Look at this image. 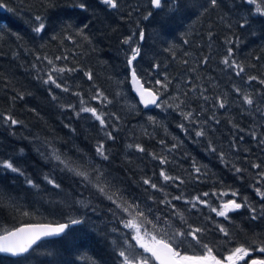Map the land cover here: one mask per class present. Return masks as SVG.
I'll return each mask as SVG.
<instances>
[{"label":"trees","instance_id":"obj_1","mask_svg":"<svg viewBox=\"0 0 264 264\" xmlns=\"http://www.w3.org/2000/svg\"><path fill=\"white\" fill-rule=\"evenodd\" d=\"M81 2L86 9L74 6ZM165 2L162 9H153L149 0H118L119 7L110 9L101 0H51L52 6L47 0H5L7 8L0 9V160H12L24 175L0 168V187L11 193L18 206L0 208V232L29 223L67 222L70 216L82 218L85 223L72 226L63 237L45 239L24 257L0 254V264H120L117 252L123 246L122 234H127L128 242L136 245L129 231L113 220L108 208L114 206L108 201L92 198L95 212L92 207L72 203V198L79 197L82 190L53 166L54 161L43 158L44 141L74 158L77 148L83 150L93 163L101 164L116 178L114 183L129 200L145 209L150 220L160 216L156 227L167 220L174 222L173 228L185 231L189 225L206 229L201 238L213 248L214 255L223 257L239 245H252L255 249L254 239L264 241V218L253 221L248 208L229 213L230 218L225 220L204 205L192 208L185 202L208 192L209 196L202 199L208 200L212 207H219L221 201L229 199L243 203L245 197L258 213L264 206V200L255 191L257 187L264 191L261 175L264 145L258 142L264 139V115H261L264 103L256 111L255 107L245 105L235 91L240 88L243 93H252L257 101L264 98L257 95L264 94V85L259 83V79H264V17L255 14L254 5L242 0H219V7L206 13L199 5L207 0H188L191 7L178 10L173 9L170 0ZM149 11L153 15L145 20L143 17ZM35 15L44 17L45 23L47 19L55 20V30L46 32L44 43H39L40 38L31 31ZM245 19L249 23L241 28L239 25ZM77 29H83L89 40L77 35ZM141 30L145 33L144 41L139 39ZM53 36L57 39H52ZM65 36L72 39H64ZM129 36L131 45L123 44ZM136 45L141 48V57L134 64L147 86L159 88L155 80L163 81L165 75L176 79L174 86L161 91L164 101L161 100L160 108L143 109L130 91L127 59L131 47ZM229 48L233 50L231 59L245 67L240 76L221 63ZM37 56L53 59L57 67L77 69L72 73H54L58 82L69 88L68 92L43 83L51 66L46 60L38 61ZM57 56L67 59L56 60ZM205 58L207 63H203ZM154 65L159 68H153ZM86 72L92 74V80L85 76ZM249 76L258 79L249 83ZM193 87L197 90L191 91ZM97 90L111 102L99 104L91 99ZM185 92L187 97L183 95ZM201 92L209 97L207 101ZM176 96L186 101L179 109ZM80 97L105 113L109 124L106 130L90 113L77 118L75 111L67 107L75 105L78 111ZM217 97L226 98L224 109L216 106ZM181 111L192 112L195 122L185 120ZM7 115L21 123L15 126L6 123L3 117ZM149 116L155 117L156 123L150 122ZM215 120L220 122L217 124ZM181 124L187 132L178 127ZM201 127L207 135L196 137L195 131ZM105 131H111L115 139H108ZM253 131L257 139L251 137ZM98 142L104 143L108 161L96 157ZM210 142L217 150L215 153L209 151ZM136 144L145 151L128 147ZM220 153L224 154L223 161ZM152 154L166 157L168 163L160 164ZM193 161L202 167V173L206 172L198 180ZM253 164H259L260 168L252 167ZM235 168L243 171L236 173ZM162 169L184 183H165L159 175ZM45 175L60 182L63 191L48 185ZM26 178L39 184V191L30 188ZM143 178H151L164 191L144 185ZM232 191L238 195L231 196ZM213 192L228 195L218 198ZM181 193L183 199L172 200ZM88 196V192H83V197ZM165 198L171 201L170 205L161 203ZM25 211L30 214L23 215ZM176 211L187 223L174 214ZM218 225L225 227L230 236L220 233ZM113 227L120 231L112 232ZM189 240L178 248L184 253L205 251L190 237ZM137 251L142 249L137 246ZM254 258L264 259V253L251 254L246 258L247 264Z\"/></svg>","mask_w":264,"mask_h":264},{"label":"snow or ice","instance_id":"obj_2","mask_svg":"<svg viewBox=\"0 0 264 264\" xmlns=\"http://www.w3.org/2000/svg\"><path fill=\"white\" fill-rule=\"evenodd\" d=\"M243 3L247 5L255 6V14H258L260 17H264V0H242ZM49 6L51 5V0H47ZM101 3L106 5L110 9H117L119 7L118 0H101ZM170 3L174 10H178L179 8H189L191 7L188 0H170ZM149 4L153 9H162L166 6L165 0H149ZM79 7L80 9H86V4L81 2L79 4L74 5ZM219 7V0H207L206 3H202L199 5V8L202 9L203 13L209 11V9H215ZM7 8V4L5 0H0V9ZM8 11H14L11 8H8ZM251 12L252 9L250 8ZM202 14V13H201ZM153 13L149 11L147 15L143 18L145 20L149 19ZM249 21L247 19L243 20V22L239 25L241 28L245 27ZM70 27V25L66 26ZM87 27V25H85ZM31 31L35 34V37L43 38V34L46 32V23L44 22V17L41 15L34 16V23L31 27ZM76 34L81 36L84 40H89V38L84 35L83 29H77ZM133 35H136L135 33ZM140 41H144L145 33L141 30L139 33ZM52 39H57V36H53ZM64 39L71 40L72 36H65ZM90 42V41H89ZM229 43L231 41H228ZM123 44L131 45L132 36L125 38L122 41ZM233 56L232 48L227 50V54L221 61L227 68H232L235 71L237 76H240L245 72V67L237 63L234 59H231ZM141 57V48L139 45L135 47H131L130 57L127 59V66L130 70L131 74V82L136 90V92L140 96V102L144 104L147 108L149 105H155L157 108L162 107L161 103H158L159 94L161 91H167L171 81L168 79L167 75H165L164 80L160 79L155 80V84L160 87L155 91L145 88L141 83V78L137 75V68L134 64L138 58ZM36 59L46 60L47 64L50 67L47 73V79H43V83L45 85H52L56 89H61L64 92H68L69 88L64 86L62 83L58 82L57 75L64 73H72L77 71L75 68H69L67 66L57 67L53 61L47 56L40 57L37 56ZM56 60L67 59V57H55ZM187 63V61H185ZM203 63H207V58L204 59ZM33 67H36L34 64ZM153 68L158 69L159 65H154ZM57 74V75H54ZM85 76L89 80L93 79V76L90 72H86ZM40 78V77H38ZM258 78L256 76H249L248 82L256 81ZM259 83L264 85V79H259ZM197 89L193 87L191 91H196ZM237 94L241 95L243 103L249 108L255 107L256 111H259L258 105L260 103H264V98L260 101L255 99L254 94L252 93H243L240 88H235ZM50 94L52 93L51 88H49ZM74 95L80 96V93H73ZM187 97L188 93L185 92L183 94ZM201 97L207 101L209 97L204 96L203 92L200 93ZM257 95H262L257 93ZM20 99H23V96H19ZM52 99L56 100L57 97L52 94ZM91 99L99 101L101 103L108 102L107 96L103 94V92L97 90L96 93L91 97ZM174 100L179 101L176 104V108L179 109L182 104L186 101L181 100L179 96L174 97ZM167 107H172L171 104L164 102ZM227 100L224 97L216 98V106L219 109H224L226 107ZM79 109L76 110L75 105H68L67 107L75 111L77 118L80 117L82 113H90L91 117L99 122L102 130H106L109 127V124L106 122L105 113L102 111H98L96 107H92L87 104V102L80 97L79 100ZM61 107H65L61 105ZM181 115L185 120H189L194 123L193 113L192 112H183L181 111ZM264 115V112L261 113ZM6 123H9L12 126L21 123L20 121L13 118L11 115H7L3 117ZM117 119H119L117 117ZM149 121L152 123H156L155 117L149 116ZM215 119V117H213ZM218 124L220 121L215 120ZM231 122V121H230ZM207 123V121H205ZM67 126V125H66ZM182 130L187 132V129L183 124L178 125ZM235 127V125H234ZM105 135L108 139L114 140L115 137L111 131H105ZM207 135L206 130L201 127L199 130L195 131L196 137H205ZM253 139H257V134L253 131L251 134ZM243 139V137H241ZM259 144L264 145V139H259ZM163 143V141H161ZM177 145H173L175 148ZM42 147L45 148L41 155L46 161L52 162L54 161V167L59 169L61 173L67 175L69 179L72 180L73 185L80 188L82 191L80 192L79 197H73L72 203L78 204L81 207H92L91 199L92 198H101L102 200H106L110 203V205L114 207H109L108 211L112 214L113 220L118 221L123 225L125 229H129L132 231L131 239L136 241V245H131L128 243L127 234L124 235L123 246L118 248L117 255L120 260V264H239V262L244 261L247 264L246 258L251 255L253 250H258L260 253H264V241L253 240L252 244L257 245L254 249L252 245L244 246L239 245L229 250V254L225 256L223 259L217 258L216 255H213V248L210 247L207 243H204L201 236L206 231V229L201 227H192L188 226V230L185 231L182 228H177L171 234V240L165 238H157V235L152 234L149 231L147 225H152L153 231L156 230L157 223L160 222V216H155L153 220L148 218V215L145 212V209L141 207L139 203L134 200H129L125 195L121 188H119L115 183V177H112L110 173L106 171V169L98 163H93L92 158L88 157L86 153H83V150L76 149L77 156L74 158L73 156L68 155L66 152H61L59 149L51 146V142L44 141ZM50 147V150H48ZM129 148L135 147V149L139 152H144V148L139 145H128ZM37 151H40V148H37ZM209 151L215 153L217 150L214 146L209 143ZM21 152L23 150L21 149ZM95 155L99 158L100 161H108L109 154L105 150V146L103 142H98L95 147ZM153 155V159H159L160 164L168 163L166 157H158L155 154ZM220 159L224 160V154L220 153ZM252 167L260 168L259 164H253ZM0 168L10 171L11 173H16L20 176L24 175V172L21 168L15 166L12 160H0ZM193 169L196 173V179L200 178L202 173V167L196 166L195 161H193ZM243 169L235 168L236 173L242 172ZM160 177H162L165 183L179 181V184H183L184 180L180 177H173L167 174L163 169L159 173ZM261 175H264L262 173ZM45 182L50 185L53 189L63 191L62 184L57 182L56 179L51 177L50 175L44 176ZM25 183L32 189H36L39 191L40 186L34 180L30 178H26ZM142 183L147 185L149 188L157 191L163 192V188L158 187L156 183H154L151 178H143ZM179 186V185H177ZM88 192V197H83V192ZM256 194L264 200V191H262L259 187L256 188ZM214 196L223 197L228 195L227 192L211 193ZM167 194H165L166 197ZM238 193L236 191L231 192V196L236 197ZM209 196L208 192H204L200 195L193 197L191 200H186L185 202L190 204L192 208H196L197 204L204 205L208 207L211 212H214L216 216L223 217L225 220H228L229 213L238 211L242 208H248L251 213V219L253 221L257 219L264 218V206L261 207L259 213L257 212L256 207L250 205L247 201V198H244V202H237L236 199H229L227 201H221L219 207H212L208 200L202 199V197ZM183 199V194L173 196L172 200H181ZM161 203L171 204L170 200L161 201ZM7 207L9 209H17L18 206L15 203V198L11 195L10 192L6 191L4 188L0 187V208ZM175 208V206H172ZM92 211H96L95 207H92ZM150 211V209H149ZM30 213L27 211L23 212V215L28 216ZM175 215H178L183 223H187L184 220V217L178 211L174 212ZM85 223L84 219L70 216L66 223H58L55 226L51 224H24L14 229H5L3 232H0V254H5L10 257H24L27 254L35 251V247L39 246V243L44 241L46 238H54V237H63L67 235V230L72 226L80 225ZM164 223L171 227L170 222L164 220ZM218 231L223 233L225 237L230 236L229 231L223 226H217ZM112 232L118 233L120 230L116 227L111 229ZM167 235V233H165ZM191 238V241H194L196 245H199L205 250V254L198 256H189L182 255L179 250H177L180 244H183L188 238ZM173 242L177 244V247H173ZM137 246L139 249L143 251H137ZM51 255V253H47ZM250 264H264V259H251Z\"/></svg>","mask_w":264,"mask_h":264},{"label":"rangeland","instance_id":"obj_3","mask_svg":"<svg viewBox=\"0 0 264 264\" xmlns=\"http://www.w3.org/2000/svg\"><path fill=\"white\" fill-rule=\"evenodd\" d=\"M147 227H148L149 231L152 232V234L157 235L158 239H160L161 237H164V236H168L169 238H171V234H172V232H174L172 230H165L164 231V230L159 229L158 227H156V230L153 231L152 225H147ZM165 233H167V235H165ZM130 235H132V231L130 232ZM128 243L130 244V242H128ZM135 243H136V241H135ZM254 253L257 254V253H260V252L258 250L251 252V254H254ZM254 259H259V258H254Z\"/></svg>","mask_w":264,"mask_h":264},{"label":"water","instance_id":"obj_4","mask_svg":"<svg viewBox=\"0 0 264 264\" xmlns=\"http://www.w3.org/2000/svg\"><path fill=\"white\" fill-rule=\"evenodd\" d=\"M142 104V103H141ZM142 106L143 107H145L144 106V104H142ZM154 105H149L147 108H150V107H153ZM146 108V107H145ZM29 224H51V225H53V226H55L56 224H58V223H45V222H41V223H29ZM54 238H56V237H54ZM46 239H51V238H46ZM1 255H4V256H7V255H5V254H1ZM10 257V256H9Z\"/></svg>","mask_w":264,"mask_h":264},{"label":"flooded vegetation","instance_id":"obj_5","mask_svg":"<svg viewBox=\"0 0 264 264\" xmlns=\"http://www.w3.org/2000/svg\"><path fill=\"white\" fill-rule=\"evenodd\" d=\"M225 256H227V255H224L223 257H217V258H219V259H223ZM239 264H240V262H239Z\"/></svg>","mask_w":264,"mask_h":264}]
</instances>
